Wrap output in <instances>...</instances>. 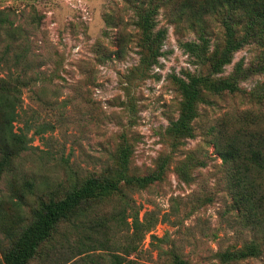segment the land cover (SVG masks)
I'll use <instances>...</instances> for the list:
<instances>
[{
  "label": "rangeland",
  "instance_id": "rangeland-1",
  "mask_svg": "<svg viewBox=\"0 0 264 264\" xmlns=\"http://www.w3.org/2000/svg\"><path fill=\"white\" fill-rule=\"evenodd\" d=\"M166 5L159 4L156 16L165 37L146 66L140 63L143 35L126 0H0V83L16 88L17 115L9 129L23 141L0 177V261L8 246L6 228L20 227L40 201L61 193L73 177L109 176L124 145L130 149L128 175L163 169L144 188L125 189L138 216L166 214L169 220L155 222L128 255L111 240L78 253L70 246L77 228L64 222L29 264H112V253L124 255L121 264H172L173 254L187 264H221L219 253L239 245L216 145L240 124L264 126V49L244 45L213 73L233 76L238 67V90H206L189 133L175 137L167 132L182 102L175 79L206 74L211 62L186 50L187 41L201 43L200 32L169 21ZM204 36L209 53L222 47L219 17L210 20ZM10 136L0 137V157L14 152ZM116 200L98 207L90 220L111 213ZM90 224L84 221L82 230L92 233ZM226 264H264V255Z\"/></svg>",
  "mask_w": 264,
  "mask_h": 264
},
{
  "label": "trees",
  "instance_id": "trees-1",
  "mask_svg": "<svg viewBox=\"0 0 264 264\" xmlns=\"http://www.w3.org/2000/svg\"><path fill=\"white\" fill-rule=\"evenodd\" d=\"M136 17V24L143 35L145 54L140 63L150 65L158 55L161 41L166 30L156 27V16L159 4L167 3L168 20L178 25L184 23L186 27L200 32L199 39L184 43L186 50L194 56H203L211 62V68L206 74L188 75L186 78L176 77L178 89L182 96L179 116L172 121L167 132L175 137L189 133V122L198 114V104L203 93L210 92L234 93L238 90L237 76L240 69L233 76L212 78L213 73L220 72L228 64L233 54L250 43L258 44L264 49V0H126ZM169 3V4H168ZM220 18L224 44L222 47L208 52L207 39L204 36L209 28L210 20ZM1 18V16H0ZM16 88L0 83V137L10 133L14 152L0 157V177L9 166L10 156L17 154L22 147L21 137L11 133L9 127L16 119ZM255 122L257 127L249 129L240 124L228 134V138L218 141V154L226 167L225 181L231 197L233 213L231 217L236 223L238 246L231 245L219 253L220 263H234L240 260L258 258L264 255V126ZM9 138V137H8ZM7 140V138H6ZM9 141V140H8ZM7 145H10L7 142ZM24 147V146H23ZM130 149L127 145L120 148L116 156V166L110 170V175L103 173L91 174L78 178L73 177L67 188L51 193L46 200L40 201L33 209L29 218L17 229L6 228L8 246L2 249L0 264H29L40 250V246L53 237L58 226L64 222L73 225L78 232L74 245L78 253L89 251L91 243L115 244L116 251L129 254L134 250L135 242L144 233L151 231L157 221H168L166 214L157 219H140L138 209L131 195L125 189L140 190L153 183L162 176L163 169L146 175H128ZM115 196L117 207L107 216H100L98 222L93 223L90 215L97 212V208ZM128 208L130 211H128ZM19 218V214H16ZM130 218L128 221L127 219ZM21 219L23 220L22 216ZM84 221L91 224L84 232ZM127 231L118 238L117 233ZM109 234L108 238H101L95 233ZM87 233V235L85 234ZM67 235V234H66ZM64 235V237H66ZM152 238H157L151 235ZM166 240V237L157 238ZM170 245L176 250L175 240ZM112 264H121L124 255L112 253ZM172 264H187V262L173 254Z\"/></svg>",
  "mask_w": 264,
  "mask_h": 264
}]
</instances>
